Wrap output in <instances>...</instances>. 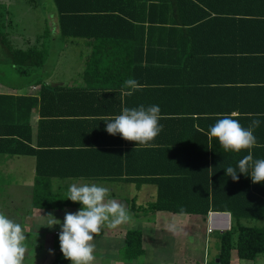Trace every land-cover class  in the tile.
Here are the masks:
<instances>
[{
    "label": "trees",
    "instance_id": "1",
    "mask_svg": "<svg viewBox=\"0 0 264 264\" xmlns=\"http://www.w3.org/2000/svg\"><path fill=\"white\" fill-rule=\"evenodd\" d=\"M54 3L58 30L43 41L50 46L15 47L9 34L0 32L12 67L22 76L44 69L53 43L64 47L80 40L86 61L84 86L43 83L40 99L18 98L30 102L29 115L42 103L38 146L32 145V126L22 122L21 113L15 126H0V155L35 158L31 206L79 207L64 192L75 179L132 183L138 189L154 185L156 194L145 203L136 196L127 200L131 211L203 217L229 213L237 228L215 232L217 264H230L234 247L239 259L264 254V226L241 224L264 218V182L253 183L250 175L239 172V180L233 181L225 174L249 150L225 151L208 135L209 126L225 113H235L245 128L258 119L257 145L250 151L254 159H264V0ZM55 67L40 74L51 75ZM128 78L139 85L131 96L123 87ZM140 105L161 109L163 128L153 141L136 144L106 131L105 117ZM56 240L52 264H71ZM142 242V230H128L122 254L127 259L142 255Z\"/></svg>",
    "mask_w": 264,
    "mask_h": 264
},
{
    "label": "crops",
    "instance_id": "2",
    "mask_svg": "<svg viewBox=\"0 0 264 264\" xmlns=\"http://www.w3.org/2000/svg\"><path fill=\"white\" fill-rule=\"evenodd\" d=\"M57 67V65H56ZM55 67V68H56ZM56 70L53 71L51 75H40L35 74L32 76H19L13 77L14 79L2 80L0 79V126H15L18 122V115L22 114V122L26 125L29 124L32 126L33 130V142L34 147L38 146L37 136L38 129L40 126L41 118H44V114L41 112V101L38 102V105L33 108L30 115L29 103L28 101L20 102L19 97H34L40 99V91L42 84H50L52 87L57 85H67V86H79L82 87L85 85V81L72 82L68 83L64 79L59 78L55 74ZM17 80V81H16ZM70 107V106H69ZM44 108V107H43ZM55 108V107H54ZM53 109V105L50 108L45 107V111ZM72 110V108L70 107ZM9 114V115H7ZM9 116V117H7ZM43 116V117H42ZM59 120V118L57 119ZM57 126V125H54ZM58 126H61L60 124ZM75 126V125H70ZM33 162V174L35 166V158L32 156H8L0 155V163L4 162L5 164H10L15 162V159H21L22 162L28 161L31 159ZM30 162V163H31ZM15 173L22 174L24 173L23 164H15ZM6 181V177L3 172H0V187L3 186ZM92 181V182H91ZM10 187L23 188L22 185L18 182L9 181ZM31 183V182H30ZM72 183H77L72 180ZM90 183H101L102 185L108 186L112 184L123 185V182L119 181H106V180H90ZM154 187V185H145V187ZM144 187V186H143ZM142 187V188H143ZM30 188V184H29ZM113 190V189H112ZM140 190V189H139ZM152 192V191H151ZM156 194V192H155ZM153 196L151 197V199ZM128 209V203L126 200H123L121 203ZM32 207V206H31ZM80 207V205H79ZM66 207L65 209H37V208H28V225L27 229L25 228L27 236H32L34 229L37 226L42 228V236H45L46 233H52V222L55 219L63 222L66 212L75 213L80 208ZM30 209V210H29ZM131 211V210H130ZM130 220L127 223L139 224L143 232V248L145 252L136 257L134 260L139 258V264H205L208 260V255L206 251L204 252L203 257H201V252L194 250L192 246L188 245V237L193 234L197 237H205L206 243H213V250L215 251L214 256L217 264L218 256L220 254V243L216 237V231H224L227 228H230L232 222V215L229 213H215L210 212L207 217L195 214H179L172 213L168 211H158L156 213L144 214L142 216H137L133 211L129 212ZM51 214V215H50ZM10 218V214H5ZM27 217V216H26ZM23 219L25 217L23 216ZM127 223H122L114 229H108V231H102V235H95L92 243L95 245L94 256L96 262L95 264H103V260L107 259L110 263L107 264H127V258L123 256L120 257V251L125 245V235L126 228L129 226ZM175 223L177 226V231L174 233L168 230V225ZM51 225V226H50ZM209 228H214V232H209ZM205 230V231H204ZM60 231L55 229L53 234L59 235ZM103 237L106 240V243L103 247L99 244V239ZM49 242L46 245L45 250L49 251L43 260V253L38 255L37 263L43 262V264H52L53 259L55 258L57 251L55 250V240L56 238L51 236L48 237ZM44 243V242H41ZM45 247V246H44ZM42 248V247H41ZM40 248V250H42ZM51 250V251H50ZM177 253V254H176ZM50 257V260L49 258ZM126 259V261H125ZM43 260V261H42ZM131 260V259H130ZM248 260V259H246ZM208 264H212L208 261ZM230 264H249L247 262H242L239 259L237 249H232V255ZM254 264V262H253Z\"/></svg>",
    "mask_w": 264,
    "mask_h": 264
},
{
    "label": "clouds",
    "instance_id": "3",
    "mask_svg": "<svg viewBox=\"0 0 264 264\" xmlns=\"http://www.w3.org/2000/svg\"><path fill=\"white\" fill-rule=\"evenodd\" d=\"M123 87L128 89L125 92L128 96L139 89L138 82L133 78L126 79ZM235 116V113H225L218 118L209 126V138H217L225 151L239 153L243 149L249 150L247 155L239 159L236 167L225 168V174L233 181L239 180V172L250 175L253 183L264 182V159H254L250 151L257 145L254 129L260 121L253 119L245 128ZM161 118L158 105H140L123 107L120 114L105 117L103 121L109 134H120L125 140L147 144L162 131L163 125L159 124ZM108 195L109 189L97 183H72L69 186L66 198L80 202L82 207L75 213L66 212L62 223L55 219L51 225L60 224V249L71 264H92L95 260L94 236L99 235L104 227L114 229L130 220L126 207L114 199L106 200ZM168 230L175 233L176 224L168 225ZM25 239L22 225L0 212V264H23ZM208 263L207 260L205 264Z\"/></svg>",
    "mask_w": 264,
    "mask_h": 264
},
{
    "label": "rangeland",
    "instance_id": "4",
    "mask_svg": "<svg viewBox=\"0 0 264 264\" xmlns=\"http://www.w3.org/2000/svg\"><path fill=\"white\" fill-rule=\"evenodd\" d=\"M56 8L57 7L54 3V0H0V32L2 34L8 33L9 36H7V38H10L11 43H13L15 47L25 49L29 44H38V47H41L42 44L45 43V46L48 47L50 46V44L43 41H50L51 35L49 36V34L53 35V33H55L54 30H58V13ZM62 45V43L58 45H55L53 43V48L47 49L45 53V63L43 68L51 69L54 65H57V67L55 68V74L68 83L80 82L84 80L83 74L86 67V61L83 53V46L81 45L80 40L74 43H68L64 47ZM6 48L7 47L4 46L0 41V79L4 81H10V79H14L13 77L17 78L22 75L16 71V68L14 69L12 67L10 56L11 53H9V50ZM44 69L36 68L32 70L30 75L28 76H32L35 74L38 75L42 73L41 71H43ZM12 81H15V79ZM32 159L33 158L28 159V161L25 162H22L21 159H15L16 161L10 164H5L4 162L0 163V172H3L6 177V181L4 182L3 186L0 187V212H3L4 214H10L11 219L19 222L22 225L25 234V228L27 229L29 221L28 208H32L31 194L33 191L34 178L33 162L30 161ZM15 164H23L24 173L20 175L16 174ZM9 181L18 182L22 185L23 188L19 189L17 187H10L8 186L10 184ZM66 181H64L66 182L64 184H68L70 180L67 179ZM71 181L69 183L70 185ZM74 181L81 184L90 183V180L88 179H75ZM97 184L102 185L101 183ZM105 187L109 189V195L106 197V200L114 199L119 203H122L123 200H126V202L128 203L127 200L135 196L138 203H145L146 201L150 200L156 192L155 186V188L153 189L150 186H144L139 190L132 183H123V185L112 184ZM67 191L68 189H64V192ZM79 205V208H81L82 205L80 202ZM127 210L131 212L129 203ZM136 215L142 216L141 214ZM23 216L26 220L23 219ZM127 224L129 226L126 228V232L132 229L141 230L139 224H136L133 221L132 223L129 222ZM241 224L248 226H264V218L249 220L244 219L241 221ZM232 226L237 228L236 223L232 221L231 225L229 226L230 228L227 229H231ZM55 229L61 231L60 224H55L54 226H52V233H46L45 236L41 235L42 228L40 226H37L34 229L32 236L26 235V239L24 242L26 252L23 264H43L41 260L37 263V257L38 255L43 253L44 260L46 254L50 253L49 251L45 250L46 245L51 242L49 241L48 237L53 236L56 239H59V235L56 236L53 234ZM104 230L108 231V228L104 227L102 231ZM100 235L102 234L100 233ZM98 242L100 246L103 247L106 243V240L105 238L101 237ZM188 245L192 246L197 252H201V257H203L204 252L206 251V254L208 255V261H210L211 263L216 262L213 243H206L204 236L196 238L193 234L189 235ZM40 248L42 250H40ZM122 253L123 252L121 250L119 254L121 258H123L124 256ZM48 258L50 260V257ZM240 260H242L243 263L247 262L249 264H253L254 262V264H264V254L259 255V257L255 260ZM96 262L93 261L92 264H95ZM126 262H128L127 264H139V258L134 261L132 259H127ZM107 263H110L108 259L106 261L103 260V264Z\"/></svg>",
    "mask_w": 264,
    "mask_h": 264
},
{
    "label": "built area",
    "instance_id": "5",
    "mask_svg": "<svg viewBox=\"0 0 264 264\" xmlns=\"http://www.w3.org/2000/svg\"><path fill=\"white\" fill-rule=\"evenodd\" d=\"M214 229L213 228H209V232H212Z\"/></svg>",
    "mask_w": 264,
    "mask_h": 264
}]
</instances>
